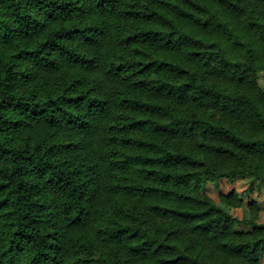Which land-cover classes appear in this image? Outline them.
<instances>
[{"label": "trees", "instance_id": "16d2710c", "mask_svg": "<svg viewBox=\"0 0 264 264\" xmlns=\"http://www.w3.org/2000/svg\"><path fill=\"white\" fill-rule=\"evenodd\" d=\"M259 73L264 0H0V264H261Z\"/></svg>", "mask_w": 264, "mask_h": 264}, {"label": "rangeland", "instance_id": "374dc122", "mask_svg": "<svg viewBox=\"0 0 264 264\" xmlns=\"http://www.w3.org/2000/svg\"><path fill=\"white\" fill-rule=\"evenodd\" d=\"M259 88L264 91V73H259L257 78ZM203 191L215 202L219 203L221 195H228L235 193L241 200L242 205L239 208H232L230 213L235 219H241L245 214H248L247 205L255 203L258 205L257 223L264 224V185L258 188L254 183L251 184L249 180L243 177H236L232 181L220 180L215 185L214 183H207ZM236 229L248 230L244 227H235ZM261 264H264V257Z\"/></svg>", "mask_w": 264, "mask_h": 264}]
</instances>
